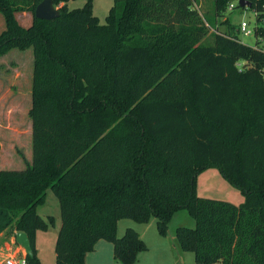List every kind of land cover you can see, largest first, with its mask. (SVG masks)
Returning <instances> with one entry per match:
<instances>
[{
    "label": "trees",
    "instance_id": "obj_1",
    "mask_svg": "<svg viewBox=\"0 0 264 264\" xmlns=\"http://www.w3.org/2000/svg\"><path fill=\"white\" fill-rule=\"evenodd\" d=\"M41 1L0 0V55L34 57L32 162L0 169V231L28 234L27 264H40L37 230L48 223L38 207L48 189L61 210L56 264H87L100 240L135 264L148 245L131 227L119 237V221L154 216L166 236L182 209L196 225L179 226L176 239L196 264H264V49L234 30L191 46L208 33L193 0H115L105 24L93 0L73 9L54 0L52 20L35 16ZM251 1L264 41V0ZM23 11L33 13L28 27ZM208 168L245 201L198 195Z\"/></svg>",
    "mask_w": 264,
    "mask_h": 264
},
{
    "label": "rangeland",
    "instance_id": "obj_2",
    "mask_svg": "<svg viewBox=\"0 0 264 264\" xmlns=\"http://www.w3.org/2000/svg\"><path fill=\"white\" fill-rule=\"evenodd\" d=\"M231 0L217 7L216 0H193V8L200 13L208 33L201 39L190 37V45L213 43V33L234 30L240 39L251 46L258 45L264 49V41L257 39L255 28L260 24L259 16L263 15L253 7L231 8ZM85 0H70V9L84 6ZM115 0H93V12L101 24H105L107 16ZM220 8V9H219ZM23 26H30L33 13L23 11L17 13ZM243 21L248 23L250 32L244 34L240 30ZM233 26L235 28H233ZM4 15L0 12V34L5 30ZM241 63L240 66H242ZM34 57L32 51L11 50L0 55V169H21L32 162L33 153V120L30 110L33 106ZM197 193L202 197L227 200L236 204L245 201L243 193L231 185L217 168H208L198 175ZM40 217L48 223L46 229H38L36 236L37 256L40 264H56V240L61 227L60 203L53 190L48 189L44 204L38 207ZM51 217L55 222L51 224ZM195 218L186 209L176 212L169 223L168 233L162 236L157 228V219L152 216L147 223H139L132 219H122L118 223V236L121 237L129 227L134 228L149 243V250L138 257L136 264H196L194 253L182 250L177 244L176 230L179 226L194 227ZM147 232V233H146ZM17 231L9 226L0 231V264L8 259L14 261L27 256L26 250L16 242ZM160 239L170 243L169 254L164 255L160 247ZM13 241V242H12ZM108 246L99 250V259H91L92 264H123L114 256V246L103 240ZM174 243V244H173ZM175 243L178 247H175ZM148 245V244H147Z\"/></svg>",
    "mask_w": 264,
    "mask_h": 264
},
{
    "label": "water",
    "instance_id": "obj_3",
    "mask_svg": "<svg viewBox=\"0 0 264 264\" xmlns=\"http://www.w3.org/2000/svg\"><path fill=\"white\" fill-rule=\"evenodd\" d=\"M241 7L252 6L251 0H239L238 3ZM60 15L59 7H56L54 0H42L35 9V16L39 19L52 20ZM16 242L20 244L25 250L27 255H33L31 240L27 233L17 232Z\"/></svg>",
    "mask_w": 264,
    "mask_h": 264
},
{
    "label": "crops",
    "instance_id": "obj_4",
    "mask_svg": "<svg viewBox=\"0 0 264 264\" xmlns=\"http://www.w3.org/2000/svg\"><path fill=\"white\" fill-rule=\"evenodd\" d=\"M27 51H32L31 49L30 50H27ZM19 168H21L22 169V167H19ZM2 169H5V168H2ZM147 233V232H146ZM140 236L142 237V239L146 242V240L143 238V237H146V236H143V234L141 235L140 234ZM13 242V241H12ZM147 243V242H146ZM148 244V250H149V247H150V245H149V243H147ZM174 244V243H173ZM177 244H178V242H177ZM176 243H175V247L177 246L178 247V245H177ZM169 245H172V244H170V243H167L166 241H163V240H161L160 239V247L162 248V249H165L166 247H167V249L166 250H163V252H164V255H166V254H169V250H168V247H169ZM103 246H108L107 244H105L104 243V241L103 240H100L98 243H97V245H96V250H94V251H92V252H89V253H87V255H86V262H87V264H92L91 263V259H99V257H98V252H99V250L103 247ZM180 247V246H179ZM147 251V250H146ZM143 253V252H142ZM141 253V254H142ZM141 254H139V257H140V255ZM3 256V254H1L0 253V258ZM25 257V256H24ZM140 260V259H139ZM138 260V261H139ZM137 263V262H136ZM135 263V264H136ZM2 264V263H1Z\"/></svg>",
    "mask_w": 264,
    "mask_h": 264
},
{
    "label": "built area",
    "instance_id": "obj_5",
    "mask_svg": "<svg viewBox=\"0 0 264 264\" xmlns=\"http://www.w3.org/2000/svg\"><path fill=\"white\" fill-rule=\"evenodd\" d=\"M236 4H237L236 2H235V3H231V5H230L231 8H232V9L235 8ZM240 30H241V32H243L244 34H248V33L250 32L249 27H248V23H247L246 21H243V22L241 23V25H240ZM6 263H10V264H27L26 256L23 257V258L20 260V262H16V261L13 260V258H11V259H8V260L6 261Z\"/></svg>",
    "mask_w": 264,
    "mask_h": 264
}]
</instances>
